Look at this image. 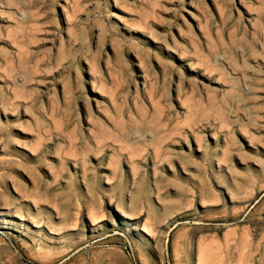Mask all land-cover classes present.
<instances>
[{
  "label": "rangeland",
  "instance_id": "1",
  "mask_svg": "<svg viewBox=\"0 0 264 264\" xmlns=\"http://www.w3.org/2000/svg\"><path fill=\"white\" fill-rule=\"evenodd\" d=\"M0 264H264V0H0Z\"/></svg>",
  "mask_w": 264,
  "mask_h": 264
},
{
  "label": "bare ground",
  "instance_id": "2",
  "mask_svg": "<svg viewBox=\"0 0 264 264\" xmlns=\"http://www.w3.org/2000/svg\"><path fill=\"white\" fill-rule=\"evenodd\" d=\"M123 214H124L125 217H129V216H127V214H126L125 212H123ZM208 252H212V251H211V247H209ZM199 261H200V262L203 261V259H202L201 256L199 257Z\"/></svg>",
  "mask_w": 264,
  "mask_h": 264
}]
</instances>
